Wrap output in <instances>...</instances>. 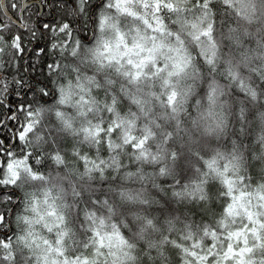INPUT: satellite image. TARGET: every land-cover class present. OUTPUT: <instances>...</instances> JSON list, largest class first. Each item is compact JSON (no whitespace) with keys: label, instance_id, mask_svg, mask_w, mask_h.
<instances>
[{"label":"clouds","instance_id":"obj_1","mask_svg":"<svg viewBox=\"0 0 264 264\" xmlns=\"http://www.w3.org/2000/svg\"><path fill=\"white\" fill-rule=\"evenodd\" d=\"M128 6L137 15L119 14L118 24L132 46L127 54L114 47V58L102 67L85 49L66 60L85 87L86 78H94L91 94L101 107L117 96L113 112L85 111L79 103L82 90L66 89L61 104L57 85L48 80L51 94L32 99L42 113L27 144L13 149V162H20L17 209L0 227L5 234L0 264H64L65 258L73 264L74 257L87 258L88 264H179L178 255L161 254L154 242L182 236L185 224L215 226L226 201L220 173L226 171L237 188L253 194L264 185V0H129ZM104 37L116 40L111 30ZM84 43L91 48L96 33L89 31ZM141 57L151 59L141 64ZM129 59L138 67L133 69ZM133 71L142 75L134 80ZM172 92L177 100L185 94L189 100L176 114L157 99ZM101 119L119 124L107 154L105 139L95 142L83 132L100 127ZM130 135L147 137L140 150L146 157L124 146ZM77 153L104 160L116 156L122 163L113 168L109 161L103 172L94 166L86 171ZM177 191L186 194L174 196ZM252 203L255 207V198ZM169 222L175 231H169ZM112 224L133 247L104 235ZM93 230L104 237L102 247ZM254 259L259 264L264 252L257 249Z\"/></svg>","mask_w":264,"mask_h":264},{"label":"snow or ice","instance_id":"obj_2","mask_svg":"<svg viewBox=\"0 0 264 264\" xmlns=\"http://www.w3.org/2000/svg\"><path fill=\"white\" fill-rule=\"evenodd\" d=\"M128 5L129 0H99L98 4L94 3V0H8L7 3L5 0H0V114L4 115V118L0 119V129L6 130L4 138L0 139V163H2L0 166V227L8 221V215L16 212L17 209L13 197L18 195L14 187L15 168L20 162H13V149L27 144V137L39 122L42 113L41 108L33 107V100L28 101L24 98L30 92L33 98L51 94L47 85L36 80L29 69L35 70L37 64L42 63L44 59L50 60L51 62L46 63L47 77L45 79L57 85L55 91L59 97V103L66 102V89L68 92L82 90L79 103L85 106V111L113 112L118 106L117 96L112 95L109 98L110 103L105 101L101 107L98 98L91 94V87L96 84L94 78L87 77L88 84L85 87L79 71L66 60L69 57H76L82 49H85L102 67L103 61L111 62L114 58L110 55L114 47L120 50L121 55L127 54L132 46L125 42L118 24L119 14L137 15ZM112 9L116 10V14L112 13ZM43 17H50V19L43 21ZM144 23L149 24V21L145 19ZM108 30L115 32V42L104 37V33ZM89 31L96 33V43L91 48L84 43V36ZM29 44L32 45L31 48L28 47ZM135 47L141 46L137 44ZM26 57H35L36 60L29 64ZM149 59L151 57H141L140 63L143 64ZM127 62L133 69L138 67L131 59ZM73 72L76 73L75 80L69 79L66 84H57V81L71 76ZM141 75L140 71L131 73L134 80ZM107 83L110 85L112 82ZM241 88H244L243 83ZM14 96L20 99L12 98ZM157 99L173 114L178 113L189 102L187 94L177 100L175 92L158 96ZM93 106H95L94 109ZM56 116L62 117L63 113L57 111ZM240 118H244L243 108L240 110ZM100 125V127H86L83 132L86 139L91 138L95 142L105 139L108 145L105 153L107 154L112 150L110 137L114 135L113 128H119V124L105 125L101 119ZM240 131L242 132L243 128ZM8 133L11 134V139L18 141V145L9 143ZM146 139L147 137H143L137 140L135 136L130 135L123 144L134 154L139 153L146 157L147 153L140 152ZM77 155L83 161L86 171L90 170L89 166H94L97 172H103L109 161L113 168L122 163L116 156H109L108 160H104L93 159L87 154L77 153ZM234 157L235 149H233ZM163 172L164 169H161V173ZM220 177L224 185L222 194L226 196V201L215 221V226L205 224L193 228L192 225L185 224L182 236L175 239L164 236L158 242H154L155 246L160 248L161 254L164 251H171L179 256V264H257L254 259L255 251L259 249L264 252V185L258 186L256 193L253 194L237 188L233 178L226 174V171L220 173ZM185 194L180 191L173 192V195L177 197ZM200 198L203 200L205 196L201 194ZM253 198L257 201L255 207L252 203ZM23 219L27 221L28 218ZM99 223L104 226V217L99 218ZM169 224V231H175L174 222ZM146 226L151 227V221H147ZM111 227L112 231H106L105 236L109 239L115 238L121 247L134 246L126 239V233L122 234L116 224H112ZM4 235L0 233V236ZM91 235L96 237L97 243L102 247L104 237L99 231L93 230ZM8 240L10 243V238ZM0 243L3 242L0 241ZM8 246L4 244V247ZM57 254L61 255L59 249ZM64 264H69L66 258ZM73 264H88L87 258L78 260L74 257ZM259 264H264V259H261Z\"/></svg>","mask_w":264,"mask_h":264},{"label":"flooded vegetation","instance_id":"obj_3","mask_svg":"<svg viewBox=\"0 0 264 264\" xmlns=\"http://www.w3.org/2000/svg\"><path fill=\"white\" fill-rule=\"evenodd\" d=\"M34 19H35V18H34ZM49 19H50V17H43V18H42L43 21H47V20H49ZM25 35H27V33H25ZM28 47L31 48L32 45L29 44ZM26 60L28 61L29 64H31V63L35 62L36 58H35V57H26ZM46 60H47V59H44L42 63L37 64V67L35 68V70H32L31 68L29 69V71L32 73V76H33L36 80H39L41 84H43L44 81L46 80L45 77H41V76L39 75L43 70H46V62H45ZM46 77H47V76H46ZM10 78H11V77H9V79H10ZM48 82H49V86H51V82H50V80H48ZM12 98L17 99V100L20 99V97H15V96L12 97ZM24 99H26V100H28V101H31V100L33 99V94L30 92V93L28 94V96L25 97ZM4 112L6 113V110H4ZM3 118H4V115H3V114H0V119H3ZM5 133H6V130H4V129H0V139H3V138H4ZM7 135L9 136V143L12 144V143L14 142V140L11 139V134L8 133ZM14 230H15V229H13V231H14Z\"/></svg>","mask_w":264,"mask_h":264},{"label":"trees","instance_id":"obj_4","mask_svg":"<svg viewBox=\"0 0 264 264\" xmlns=\"http://www.w3.org/2000/svg\"><path fill=\"white\" fill-rule=\"evenodd\" d=\"M8 2V0H6V3ZM46 63L51 62L50 60H46ZM41 77H46L47 76V70H43L40 74ZM12 144H17L18 145V141L14 140V142ZM16 150H19V148L17 147ZM13 199H15V197H13Z\"/></svg>","mask_w":264,"mask_h":264}]
</instances>
